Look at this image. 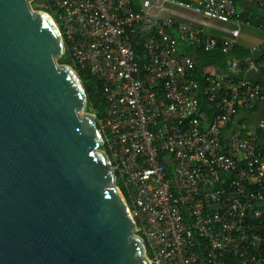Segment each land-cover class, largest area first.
Listing matches in <instances>:
<instances>
[{
    "label": "built area",
    "instance_id": "2783aa9c",
    "mask_svg": "<svg viewBox=\"0 0 264 264\" xmlns=\"http://www.w3.org/2000/svg\"><path fill=\"white\" fill-rule=\"evenodd\" d=\"M43 2L64 52L100 84L101 148L148 263L264 264V119L238 117L264 102L248 79L264 72V51L248 48L243 65L230 55L254 18L234 0ZM184 46L230 55L225 75L206 78L208 112Z\"/></svg>",
    "mask_w": 264,
    "mask_h": 264
},
{
    "label": "water",
    "instance_id": "95a60500",
    "mask_svg": "<svg viewBox=\"0 0 264 264\" xmlns=\"http://www.w3.org/2000/svg\"><path fill=\"white\" fill-rule=\"evenodd\" d=\"M0 0V264H149L64 41ZM258 79H261L259 77Z\"/></svg>",
    "mask_w": 264,
    "mask_h": 264
},
{
    "label": "trees",
    "instance_id": "16d2710c",
    "mask_svg": "<svg viewBox=\"0 0 264 264\" xmlns=\"http://www.w3.org/2000/svg\"><path fill=\"white\" fill-rule=\"evenodd\" d=\"M38 3H44L43 0H34L31 3L32 9L36 11H43L48 14H50V8L42 5V7L36 6ZM134 6V3L132 4ZM135 10H138L137 6H134ZM253 20V16H252ZM251 26L259 27V23L255 21H250ZM181 53L189 55L192 59L196 74L199 78V83L201 86V92L198 96L199 101V108L200 111L208 112L209 109V102H208V91H207V84H206V78L212 77V78H218L226 74V61L227 58L231 55L232 57H235L238 59L240 65L244 64V61L246 60L248 56V52L246 49H244L241 46H236L232 53L230 55H225L222 53V51L219 48H216L211 51H203L202 49L195 47V46H184L181 47ZM137 57L138 60L141 61L143 58L141 50H137ZM61 65H67L74 69L76 74L78 75L82 86L84 88V92L86 94L87 98V104H86V111L94 114L97 118L103 113L105 102L104 99L101 96V87L97 79L90 74L85 69H82L77 64H74L71 60L69 53L67 51L64 52L63 56L58 61ZM240 76V75H239ZM259 77L264 78V72H261L255 78L251 80V82L255 85L260 86L261 81L258 79ZM259 150L262 153L263 159H264V133L259 134ZM166 171L167 173H171V166L166 165ZM115 186L118 187V189L122 192V187L120 186V183L116 181ZM123 193V192H122Z\"/></svg>",
    "mask_w": 264,
    "mask_h": 264
},
{
    "label": "crops",
    "instance_id": "0c3cea01",
    "mask_svg": "<svg viewBox=\"0 0 264 264\" xmlns=\"http://www.w3.org/2000/svg\"><path fill=\"white\" fill-rule=\"evenodd\" d=\"M234 3L238 12H240L242 15L253 16L255 21L259 23V27H255V26H249V27L256 28L264 34V7L260 9V8L245 6L239 0H234ZM249 27H244V28H249ZM241 35H242V31L240 33V38L238 41L239 46L243 47L246 50L253 46H260L261 49L264 51V37H263V41L258 45L246 46L240 41ZM253 78H255V76H250L248 79L252 80ZM259 80L261 81V85L259 87L262 93L264 94V78L261 77V79ZM238 117H239V121H241L243 124L248 126L255 124L260 119H264V102L258 104L253 110L249 112H240Z\"/></svg>",
    "mask_w": 264,
    "mask_h": 264
},
{
    "label": "rangeland",
    "instance_id": "374dc122",
    "mask_svg": "<svg viewBox=\"0 0 264 264\" xmlns=\"http://www.w3.org/2000/svg\"><path fill=\"white\" fill-rule=\"evenodd\" d=\"M36 6L42 7V3H38ZM264 34L253 27L242 29V35L240 41L246 46L258 45L263 41Z\"/></svg>",
    "mask_w": 264,
    "mask_h": 264
}]
</instances>
